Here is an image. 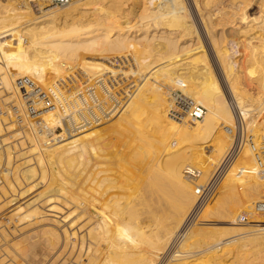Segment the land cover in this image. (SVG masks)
Segmentation results:
<instances>
[{
  "label": "bare ground",
  "instance_id": "6f19581e",
  "mask_svg": "<svg viewBox=\"0 0 264 264\" xmlns=\"http://www.w3.org/2000/svg\"><path fill=\"white\" fill-rule=\"evenodd\" d=\"M7 2L9 4L0 7V101L7 108L0 115V133L8 128L12 132L13 124L7 127L5 124L13 117L12 121L16 119L18 122L14 123L20 127L11 135L17 142L8 141L10 137L4 138L0 134V149L3 148L0 163L5 157L7 167L11 168L17 158L23 159L24 166L19 167L21 178L18 175L14 178L11 170L3 174L0 212L6 205L12 206L5 215L11 222L17 219L18 224L11 234L4 230L6 224V227L0 226L4 230L0 231V264H52L62 254L60 262L67 264L66 253H63L67 245L72 250L78 246L79 250L73 259L75 262L70 261L75 252L70 258L68 256L70 263L161 264L175 235L187 230L188 216L198 202L194 187L185 179L182 168L196 166L203 173L202 178H209L230 149L234 131L239 127L237 119L245 121L248 131L252 122L249 116L255 112L260 118L258 125L264 129V0L256 4L260 8L259 16L249 14L251 6L248 2L234 1V39L230 40L246 53L236 48L233 53L228 46H218L216 40L211 39L213 27L210 23L211 19L217 21L218 10L210 12L212 9L208 7L209 11L202 12L206 5L214 4L213 0L206 3L192 0L205 35L190 19L184 0H141V11L131 15L136 19L133 25L126 24L131 19L133 0H96L91 6L73 1L59 7L50 6L55 3L53 0L35 5H32L34 0ZM104 2L107 9L102 8ZM36 6L40 10L38 14L34 11ZM206 35L221 67L220 76L215 71L217 67H212L217 62L212 63L210 46L206 49V43H202V39L206 41ZM135 44L159 51L160 64L150 65L148 71L139 69L134 72L136 75L122 79L123 70L100 61L107 52L121 51L123 54L122 50ZM87 52H95L99 57L88 56ZM230 52L233 54L229 55ZM235 54L239 55L237 60ZM108 72L121 80L124 94L119 97L110 94L111 86L104 76ZM159 74L171 81L183 78V95L206 108L202 119L170 117L171 96L166 97L163 87L157 88L155 83L149 82ZM25 76L27 80L22 79ZM17 78L22 80L18 82ZM61 80H69L68 85L74 91L68 94L70 90L67 89L66 94L60 87L64 83L61 84ZM121 84L118 83V87ZM193 86H199V89L189 95ZM38 87L41 89L37 90ZM117 90L120 93L119 88ZM224 91L230 99L233 97L239 111L236 112L231 101L230 107ZM43 92L58 106L56 104L51 111L37 113L34 117L28 116V106L34 105L38 110L48 106L50 101L43 100ZM106 97L113 100L111 108L105 106ZM118 101L125 107L114 111L121 113L117 115L120 122L116 120L119 126L114 130L120 137L127 135L128 144L124 149L116 145L118 135L113 142V138L109 140L110 132L108 137L103 131L93 129L103 124L117 108ZM63 117L67 118L66 127ZM38 120L48 123L49 132L37 129ZM222 123L223 132L219 129ZM57 127L63 129L61 134L56 135ZM48 133L54 135L51 141ZM255 134L252 144L244 146L236 160V164L240 163L236 165L238 170H232L231 176L237 178L238 182L234 180V183H242L243 190H249L254 198L250 197V201L264 203V176L260 175L264 171V130ZM183 143H189L190 151L174 153ZM15 148L20 150L18 155H15ZM33 154H36L33 156L35 161L31 158ZM68 171L72 174L70 177ZM228 177L232 178L230 174ZM22 181L24 186L28 185L23 191L20 190ZM44 182L47 184L45 189L29 195L42 183L45 185ZM232 183L228 186L230 191L236 185ZM238 186L237 190H242ZM236 191L233 190L237 196ZM7 193L9 197L4 199ZM145 213L157 227V233L153 232L157 235L154 241L146 238V226L141 224V219L147 218ZM141 215L145 217L141 218ZM261 216L254 218L251 226H245L244 222L233 221L234 212H217L214 221L208 223L206 219L204 223L217 225L219 222L223 228L199 227L195 223L196 227L190 230L186 239L183 238L185 241L181 246L179 244L180 249L171 252L169 260L172 264H241L245 255L257 247L260 249L258 255H250L243 262L264 264V216ZM26 219L31 220L25 222ZM24 223L28 224L17 227ZM10 235L19 239L10 243L15 239L11 236L13 239L9 240ZM248 237H252L251 242L246 240L242 246L233 242L224 244ZM220 240L224 247L219 246L222 242L217 243ZM211 244L213 248L207 247ZM102 245L106 248L102 249ZM198 253L201 256L196 258ZM83 254L85 257L81 258Z\"/></svg>",
  "mask_w": 264,
  "mask_h": 264
},
{
  "label": "rangeland",
  "instance_id": "374dc122",
  "mask_svg": "<svg viewBox=\"0 0 264 264\" xmlns=\"http://www.w3.org/2000/svg\"><path fill=\"white\" fill-rule=\"evenodd\" d=\"M7 1H9V2H11L10 0H7ZM6 0L4 1V0H0V7L1 8H3L4 6H5V4H9L8 2H7ZM73 1L75 2V1H77V2H75V4L76 3H78L79 4V2L80 3H89V4H86V5H88V6H91V4L92 3H94V2H96V0L95 1H93L92 2V0H80L79 2H78V0H72L71 2L73 3ZM82 1V2H81ZM85 1V2H84ZM97 1H99V0H97ZM185 1V3H186V5H187V7H188V9H189V16H190V19L195 23V25L197 26L198 25V28L200 29V30H202L201 31V34L203 35H205V31H204V29H201L203 26H202V24L201 23H199V22H201V17H200V15L198 14V12L195 10V6L193 5V2H192V0H184ZM206 3L207 2V0H200V2L201 3H204V2ZM214 2V4H211V6H209V5H206L205 7H204V4H202L203 5V12L202 13H205V12H207V11H209L210 9H212V10H210V12H212V11H215V10H218V12H217V14H216V20L217 21H215V22H213V19H211V23H210V25H212V29H211V35L213 36H211V39L212 40H216V45H218V46H220L219 44H221L222 46L223 45H225V46H228L229 47V49L231 48V51H233V53H234V50H235V48L238 50V51H241L242 53H246V52H244L243 51V48L241 47V48H239V47H235L234 46V41L233 40H230V39H234V35H233V33H234V1L235 2H241V1H245V2H248V4H250V8H248V12H249V14L250 15H252L253 14V16H259V14H260V8L256 5V4H258L259 5V3L262 1V0H213ZM92 2V3H91ZM216 2V3H215ZM253 2V3H252ZM105 3V2H104ZM140 3H141V0H133V2H131V10L133 11L131 14H130V16L129 17H131V19L130 20H128V23H126V24H128V25H133L134 23H135V18H133L132 19V17L135 15V13H137V12H139V11H141V6H140ZM3 4V5H2ZM252 4H254V5H252ZM93 5V4H92ZM50 6H52V7H59V6H54V5H50ZM49 6V7H50ZM105 7V9H107V3H105V4H102V8H104ZM212 6H214V8H212ZM24 7V6H23ZM47 7V6H46ZM208 7H210V9L209 10H207L208 9ZM255 8V9H254ZM35 9V8H34ZM257 9V10H256ZM34 11H39V10H37V9H35ZM135 11V12H134ZM35 12V13H36ZM216 12V11H215ZM215 12H213V13H215ZM223 12V13H222ZM225 12V13H224ZM232 14H231V13ZM259 13V14H258ZM36 14H38V12L36 13ZM226 16H228V17H226ZM228 14V15H227ZM131 15H133V16H131ZM232 15H233V17H232ZM228 18V19H227ZM221 19V20H220ZM224 19H227L226 21L224 20ZM198 20V21H197ZM218 20H219V23H218ZM228 21V22H227ZM224 23V24H223ZM228 24V25H227ZM125 25V24H124ZM213 25H215V26H213ZM227 25V26H226ZM224 29V30H223ZM204 32V33H203ZM213 33V34H212ZM225 33H227L226 35H225ZM215 36V37H214ZM221 36V37H220ZM227 36V37H226ZM233 36V37H232ZM226 38V39H225ZM244 38H246V36H244ZM201 39H202V37H201ZM227 40V41H226ZM207 41V42H206ZM206 41H204L203 39H202V43H206V49H207V47L208 46H210V49H208L209 50V54H211L210 55V57H211V60L212 61H214V62H212V63H216L215 65L216 66H214L213 64V66L212 67H217V68H215V71H217L216 73H218L219 74V76L221 75V67L219 66V63H218V61H217V59L215 58V52L213 51V48H211V45H210V40L207 38V35H206ZM218 41V42H217ZM225 41V42H224ZM229 41H232V42H229ZM208 43V44H207ZM218 43V44H217ZM230 45H229V44ZM231 43H233V44H231ZM132 46V47H131ZM129 45L128 46V48H126V49H124V51L122 50V53L123 54H121L120 52H113V53H111V52H107L106 54H104L103 56V59H101L100 61H102L103 63H105V64H109L108 66H110L111 68H114V69H120V70H123V77H122V79H124L126 76H128V75H130V74H134V75H136L134 72H136L137 70L139 71V69H141V70H143V71H148L149 70V67H150V65H152V64H154V65H158V64H160V60H161V54H160V52L159 51H156L155 49H151V50H149V49H145L144 47L145 46H143L142 44L141 45ZM133 46H134V48H133ZM139 46V47H138ZM232 46V47H231ZM234 46V47H233ZM133 48V49H132ZM140 48H141V50H140ZM209 48V47H208ZM139 49V50H138ZM143 49H145V50H143ZM130 50V51H129ZM125 51H127V52H125ZM211 52V53H210ZM110 53V54H109ZM232 52H230L229 53V55H232L233 54ZM89 54V55H88ZM95 54V55H94ZM121 54V55H120ZM86 55H88V56H97V57H99V55H96V53L95 52H92V54H90V53H88L87 52V54ZM105 55H107V56H105ZM110 55V56H109ZM245 56H246V54H244ZM93 56V57H94ZM108 57V58H107ZM117 57V58H116ZM234 57H235V59L237 60L238 58H239V55H237V54H235L234 55ZM116 58V59H115ZM115 59V60H114ZM123 61H121V60ZM112 61H113V63H112ZM115 61V62H114ZM118 62H120V63H118ZM111 63H112V65H111ZM114 63H116V64H114ZM121 64H123L122 66H120ZM116 65H117V67H116ZM118 66H119V68H118ZM121 67H123L122 69H121ZM219 67V68H218ZM132 68V69H131ZM213 68V69H214ZM219 69H220V71H219ZM188 70V69H187ZM186 70V71H187ZM189 71V73H192V74H194V72L192 71V70H188ZM108 74H110V75H108ZM107 75V76H106ZM106 75H104L105 76V79L107 80L106 82L108 83V85H109V87H110V89H111V91H110V94H114L116 97H119V95H121V94H124V91H122V90H124V87H123V85L121 84V80L119 79V76L117 77V76H114V75H112V73L111 72H108V73H106ZM112 75V76H111ZM111 77V78H109V77ZM132 77H134V76H130V78H132ZM110 79V82H109V79ZM222 79H223V77H221ZM220 78V79H221ZM193 79H194V77H193ZM195 81L197 80V79H194ZM69 80H67V81H65L64 82V80H61V84L63 83V85H61L60 87H62V89L63 90H66V94H67V91L68 90H70V91H68V94H69V92L71 93L72 91H74V90H72L71 89V87H69V85H68V82ZM114 81V82H113ZM223 81V80H222ZM67 82V83H66ZM149 82H151V83H155V85L157 86V88L159 87H163V91L164 92H166V97H170L171 96V100H173L172 98H173V93L175 92V90L176 89H183L182 87V84H183V78H178V80L177 81H171V80H166L165 79V77L163 76V74L162 75H156L151 81H149ZM224 83H225V81H223ZM66 83V84H65ZM113 83H114V85L115 86H113ZM118 83H120L121 85H119V87H118ZM58 84H60L59 82H58ZM153 84L151 85V87H153ZM117 85V86H116ZM63 86H65V88L63 87ZM67 86V87H66ZM113 86V87H112ZM123 88H122V87ZM116 87H118L119 88V92L120 93H118V88H116ZM136 87V86H135ZM91 89L93 88V87H90ZM120 88H121V90H120ZM68 89V90H67ZM94 89V88H93ZM92 89V90H93ZM114 89V90H113ZM130 89H132V88H130ZM133 89H135L134 87H133ZM199 89V86H193L192 87V89L190 90V94L189 95H191V94H193L196 90H198ZM113 90V91H112ZM115 90H116V92H115ZM167 90V91H166ZM94 91V90H93ZM253 91V90H252ZM112 92V93H111ZM130 92V91H129ZM168 92V93H167ZM170 94V95H169ZM187 94V93H186ZM224 96H225V98L227 99V101L229 100V102H228V104L230 105V101H231V105H233L234 106V108L236 109V112H237V110L239 111V108H238V106H236V104L234 103V99H233V97L230 99V97H229V95H228V93L226 92V91H224ZM109 100V101H108ZM105 101L106 102H104L105 103V106L106 107H108V108H111L112 107V105H113V100H111L110 99V97H106V99H105ZM125 101V100H124ZM3 103L0 101V106L2 105ZM120 104V105H119ZM5 104H3L1 107H0V115H3V112H2V110H6L7 108L4 106ZM111 105V106H110ZM117 105V108H115V107H113V108H115L114 110H113V108L111 109V112H112V110H113V112L111 113V114H109L110 116H108V120L106 119L104 122H103V124H101V125H99V126H97V127H95V128H93L94 130H97V131H100V132H102V133H106L107 134V136L108 137H110L109 136V132H110V134L112 135L111 137H110V139L109 140H111L112 138V140H113V142L114 141H116V139H117V135H118V144H119V146H118V144H116L117 145V147H119V148H122V149H124V148H126V146H127V141H126V139L128 138V137H126L127 135L126 134H122L123 136H121L120 137V135L117 133V135H116V130H114V129H117L118 128V126H119V123L117 122V121H119L120 122V120H117L119 117V115L121 114V113H119V112H114V111H117V109L118 108H123V107H125L124 105V103L122 102V103H120L119 101H118V104H116ZM231 105H230V107H231ZM11 110V109H10ZM4 115H5V113H4ZM118 115V116H117ZM235 115V114H234ZM255 116H256V120H255ZM171 118H173L172 116H170ZM250 118H249V120L250 121H252L251 123H250V126H248V131L250 130V132H249V134H251V135H253V137L252 138H255V136H256V134L255 133H259V131H262V130H264L262 127H261V125L259 126L258 125V121L260 120V118L255 114V112H252V114L249 116ZM14 118V117H13ZM13 118H12V120H13ZM254 118V119H253ZM258 118H259V120H258ZM120 119V118H119ZM253 119V120H252ZM11 120V119H10ZM10 120H8V121H10ZM11 120V122L9 123V122H7L5 125H6V127L8 126V124H13V126H11L10 128L12 129V132H11V130L8 128L7 130L6 129H4L3 131H2V133H0L1 134V136L2 137H4V138H6V137H10V140L8 139V141H11L12 139L14 140V138H12V133H14L15 131H16V128L17 129H19V125H17L18 123V121L15 119L14 121H17V122H15L14 123V121H12ZM117 120V121H116ZM235 120V119H234ZM115 121H116V123H115ZM254 121V122H253ZM115 124H114V123ZM256 122H257V124H256ZM236 123V122H235ZM252 123H254V124H252ZM223 125H221L220 124V128L219 129H221V132H223V130L222 129H224V123H222ZM102 125H104V126H102ZM106 125V126H105ZM252 125V126H251ZM16 126V127H15ZM18 126V127H17ZM257 126V127H256ZM101 127V128H100ZM106 127V128H105ZM261 127V128H260ZM104 128V129H103ZM108 128V129H107ZM15 129V130H14ZM245 129H247V124H246V126H245ZM10 130V131H9ZM25 131V130H24ZM108 131V132H107ZM115 133H114V132ZM9 132H11V133H9ZM4 133V134H3ZM112 133H114V134H112ZM7 135V136H6ZM116 135V136H115ZM255 135V136H254ZM0 136V137H1ZM19 137V136H18ZM22 139H25V138H22ZM19 140H21V139H19ZM18 141V140H17ZM16 140H14L13 141V143L14 142H17ZM51 141V140H50ZM27 141L25 140V143H26ZM53 142V141H52ZM28 143H26V145H27ZM247 144V143H246ZM245 144V145H246ZM183 145V146H182ZM181 146H180V148L179 149H175L176 151L174 152V153H178L179 151H190V145H189V143H183ZM248 146L250 145L249 143L247 144ZM4 147H6L5 145H3ZM18 145H16V147H17ZM19 148V147H18ZM2 150H3V148H1ZM1 149H0V151H1ZM17 148H15V150H16ZM19 149H21V148H19ZM18 149V150H19ZM26 149H28V148H26ZM188 149V150H187ZM13 150H14V148H13ZM18 150H16L17 151V153L15 152V155H18L19 154V152H20V150H19V152H18ZM174 153H173V155H174ZM36 155V154H35ZM34 154L33 155H31L30 157L33 159L34 157L33 156H35ZM3 156H4V154H3ZM17 157V156H16ZM29 157V158H30ZM5 158V157H4ZM3 158V162L2 163H0V166L2 165V164H5V159ZM15 159H16V161H15ZM14 159V162L15 163H13L12 164V167H13V171H14V174H13V176H14V178L15 177H17V175L19 176V178H21V176L19 175L20 174V168H23V166H24V164L22 163V161H23V159H21V160H19V159H17V158H15ZM19 161V162H18ZM33 161H35V159H33ZM16 162H18V163H16ZM21 162V163H20ZM240 162V161H239ZM19 163H20V165H19ZM236 163H238L237 161H236ZM235 163V165H234V168L232 169L233 171H234V169H235V171H237L238 170V168L236 167V165H239V164H236ZM15 164V165H14ZM17 165H19V166H17ZM22 165V166H21ZM185 166V165H184ZM20 167V168H19ZM196 167V166H195ZM16 168L17 169H19L18 171L16 170ZM185 167H183L182 168V173H183V169H184ZM196 168H198V167H196ZM237 168V169H236ZM231 170V171H232ZM229 172L228 173V176H229V174H230V177H232V178H229L227 175L225 176V178L223 179V181L221 182V185L219 186V189H218V191H217V193H216V195L210 200V201H208L204 206H202L201 207V209H200V211H199V213L197 214V216L194 218V219H192V221L190 220L189 222H188V224L186 225V229L187 230H185V231H183V232H178L175 236L176 237H174V239H173V243L171 244L172 246H171V248H170V250H169V253H168V255L163 259V260H161V264H168V262H169V264H172L173 262L172 261H170L169 259H170V257H169V255L171 254V252H175L176 250H178V249H180V246L182 245V244H184V241H185V239H186V237L188 236V233L190 232V230H192L194 227H196L195 225L197 224V226H199V227H205V226H207V227H205V228H210L211 226H212V228H217L218 226H221L222 228H223V225H219V222L217 223V225H211V224H208V223H210V222H212V221H214V220H212V219H215L216 217H214V215H215V213H217V212H223V211H231V212H234V219H233V221L235 220V221H239L240 223H243V222H241L240 220H239V217L238 216H240V213L242 214V213H245V212H248V213H250V222H244L243 224L245 225V226H251L252 224V221H253V219L254 220H256L257 218H261L262 216V213L261 212H258L255 208H254V204H255V202L256 201H253L254 200V198H252V196H251V193L249 192V190H243V188L245 187V186H242V183H234V180L235 181H237V178L236 179H233L234 178V176H231L232 174V172ZM234 171V172H235ZM16 172V173H15ZM233 172V173H234ZM19 173V174H18ZM68 173H70V171H68L67 172V175H68ZM203 174V173H202ZM201 174V175H202ZM264 174V173H263ZM262 173H260V175L263 177L264 175H263ZM70 175H72L71 173L68 175V177H70ZM183 175H184V173H183ZM2 176H3V174H2ZM236 177H239V176H237V175H235ZM185 177V176H184ZM211 177V175L209 176V178ZM57 178H60V177H57ZM209 178H206V179H204V178H202V176L201 177H199V179H198V181H196V183H204V182H206ZM186 179V178H185ZM202 179V180H201ZM229 179H231V181L229 180ZM187 180V179H186ZM233 180V181H232ZM191 185H193L192 187H194V184L192 183V182H190L189 180H187ZM204 181V182H203ZM263 182H264V180H262ZM226 182H228L227 183V185L226 184H224V183H226ZM230 182V183H229ZM231 182H233L234 183V185H235V189L237 190V186L238 185H240V186H238V189H242V190H235L234 188H233V190L234 191H236L237 192V196H236V193H234L233 192V190L232 191H230L229 190V187L231 186ZM238 182V181H237ZM45 183V182H44ZM233 183H232V185H233ZM43 184V183H42ZM41 184V186L39 187V189L37 188L35 191H33L31 194H29L30 196H32V195H34V194H36L37 193V191L38 192H40V189H45L46 188V183H45V185L43 184L42 185ZM4 185V182L2 183V184H0V196H1V198H3L2 197V193H1V187ZM233 185V186H234ZM229 186V187H228ZM4 187H6V186H4ZM21 187H23V188H21ZM28 187V185L27 186H24V183H23V181H22V186L20 185V190L21 191H23V190H25L26 188ZM243 187V188H242ZM7 188V187H6ZM70 190H71V192H75V190L71 187V186H69L68 187ZM194 189V188H193ZM225 189H228V190H225ZM41 190V191H42ZM73 190V191H72ZM231 193H233V194H231ZM242 191L244 192V191H247L248 193H250V195L247 193V192H244V193H242ZM73 192V193H74ZM229 192V193H228ZM34 193V194H33ZM242 195V194H245V195H242L241 197H240V194ZM2 194V195H1ZM228 194V195H227ZM229 194H231V195H229ZM225 195V196H224ZM234 195V196H233ZM28 196V195H27ZM30 196H28V198L30 197ZM197 196V195H196ZM227 196V197H226ZM241 198L240 200H239V197ZM244 196V197H243ZM6 198H4V199H8L7 197H9V194L7 193V195L5 196ZM25 198H27L26 196H24ZM23 197V198H24ZM233 197V198H232ZM250 197L253 199L252 201H250L251 199H250ZM23 198H22V200H23ZM197 198H198V196H197ZM230 198V199H229ZM238 198V199H237ZM243 198V199H242ZM244 198H247V200H248V198H249V202L248 201H246V199L244 200ZM237 199V200H236ZM22 200L19 202V203H21L22 202ZM24 200H26V199H24ZM198 200V199H197ZM236 200V201H235ZM239 200V201H238ZM263 200V199H262ZM234 201V202H233ZM259 201V200H258ZM257 201V202H258ZM241 202V203H240ZM225 203V204H224ZM236 205H235V204ZM252 203V204H251ZM1 204H3V203H1ZM237 204H239V206L237 205ZM243 204V205H242ZM220 205V206H219ZM251 206H253V207H251ZM10 207L11 208H13L12 206H9V207H7V205L4 207V208H2V209H4L3 211H1L0 212V222H2V224H3V226H2V224L0 223V226L1 227H6L5 226V224L7 225V229L6 228H4V230H6V231H11V232H13V229L15 228V225H17L18 223L17 222H15V221H17V219L16 220H13L12 222L10 221L11 219H9V217H8V215L6 216L5 215V211L7 212L8 210H10ZM220 207V208H219ZM225 207V208H224ZM7 208V209H6ZM218 208V209H217ZM223 208V209H222ZM227 208V209H226ZM240 208V209H239ZM253 208H254V210H253ZM208 209H210V210H208ZM221 209V210H220ZM235 209V210H234ZM212 210V211H211ZM220 210V211H219ZM252 210L254 211L253 213H252ZM2 213H3V215H2ZM255 213V214H254ZM213 214V215H212ZM253 214H254V218H253ZM260 216H259V215ZM1 215H2V217H1ZM143 215H146V217L149 215L148 213H145V214H143ZM143 215H141V218H144L145 216H143ZM258 215V216H257ZM4 216V217H3ZM143 216V217H142ZM211 216V217H210ZM257 216V217H256ZM207 217V218H206ZM209 218V219H208ZM238 218V219H237ZM144 219H147V220H144ZM143 220H144V222H143V220L141 219V221H142V223L141 224H143V226H146L144 229H145V235H146V238L147 239H149V240H151V241H154V240H156L157 239V235H155V234H153V232L155 233H157V227L153 224V222H150V219L151 218H149V217H147V218H144ZM207 219V220H206ZM29 220H31V219H29ZM28 219H26L25 220V222H30ZM205 220H206V222L207 221H209L207 224H205L204 222H205ZM7 223H9V224H7ZM148 221V222H147ZM234 221V222H235ZM254 222V221H253ZM14 223V224H13ZM147 223V224H146ZM150 223V224H149ZM196 223V224H195ZM204 223V224H203ZM246 223V224H245ZM249 223V224H248ZM28 224V223H27ZM27 224H21V225H18L17 227L19 228H22V227H24L25 225H27ZM145 224V225H144ZM195 224V225H194ZM248 224V225H247ZM23 225V226H22ZM147 225H149V226H147ZM193 225V226H192ZM155 226V227H154ZM214 226V227H213ZM9 227V228H8ZM65 227H67V225H65ZM153 227V228H152ZM221 227H218L219 229L221 228ZM146 228H148V229H146ZM149 228H151L150 230H149ZM211 228V229H212ZM237 229V228H236ZM4 230H3V228H0V231H2V232H4ZM25 230V229H24ZM23 231V230H22ZM72 231V230H71ZM11 232L9 233V234H11ZM147 232H149L150 234H147ZM83 233H85V231H83ZM153 234V235H152ZM178 235H179V237H178ZM1 236V235H0ZM12 235H10L9 236V240L13 237H11ZM21 236H22V234H21ZM149 237V238H148ZM152 237V238H151ZM13 238H15L13 241H9L10 243H13V242H15L17 239H19V237L17 236V238L16 237H13ZM12 238V239H13ZM183 238H185V239H183ZM11 239V240H12ZM224 239H226V238H224ZM251 239H252V237H250V239H249V237L248 238H244V239H241L240 241H236V240H234V241H229V242H225L224 244L225 245H228V244H226V243H229V244H231L232 242L234 243V245H239V246H242L243 244H245L246 243V240L247 241H249V243L251 242ZM70 240L71 241H73L74 240V238H70ZM177 240V241H176ZM183 240V241H182ZM3 241V240H2ZM218 241V240H217ZM216 241V242H217ZM222 241H223V239H222ZM221 240L219 241V242H217V243H220V242H222ZM241 241H244V243L242 242L241 243ZM179 242V243H178ZM183 242V243H182ZM235 242H237L236 244H235ZM238 242H240V243H238ZM10 243H8V244H10ZM181 243V244H180ZM232 243V244H233ZM248 242H247V244H249ZM173 244H175V245H173ZM179 244H180V246H179ZM223 244V242L219 245V246H221V247H224L225 245ZM241 244V245H240ZM252 244V243H251ZM102 247V249H104V248H106V246L105 245H102L101 246ZM178 247V248H177ZM207 247H209V248H213V246H212V244H211V247L210 246H207ZM207 247H205L204 249H208ZM259 248V247H258ZM261 248V247H260ZM65 249V248H64ZM66 250V251H65ZM64 251H63V253L65 254V256H66V262H67V264H75V263H70V261L71 262H75L73 259L74 258H76V254L79 252V250H78V246H76L75 247V249H71V246L70 245H67L66 246V249H65ZM76 250V251H75ZM210 250V249H209ZM209 250H206L205 252L206 253H208L209 252ZM252 250H254V251H252V253H248L249 255L248 256H246L245 255V257L246 258H244L243 260H245V259H247V257H249L250 255H253L254 257L255 256H257L258 254H257V252L260 250V249H257V247H256V249H252ZM72 252H75L74 254H73V256L71 257L70 255L72 254ZM79 254V253H78ZM76 255V256H75ZM63 256V254L60 256V257H58L59 258V260H58V258L56 259V260H58L59 262H57L56 263V260L53 262V263H55V264H59V263H61L60 262V258ZM68 256H69V258L71 257L72 259L70 260L69 258H68ZM199 256H201L200 255V253H198V255H196L195 257L196 258H198ZM85 257V255L83 254V256L81 257V258H84ZM68 258V259H67ZM53 260H54V258H52ZM51 259V261H53ZM68 260H70V261H68ZM83 260V259H82ZM166 260V261H165ZM243 260H241V264H246V262H243ZM168 261V262H167ZM245 261H247V260H245ZM65 262V263H66ZM167 262V263H166ZM240 262V261H239ZM243 262V263H242ZM45 263V262H44ZM52 263V264H53ZM248 264H249V262H247ZM46 264V263H45ZM62 264V263H61ZM240 264V263H239Z\"/></svg>",
  "mask_w": 264,
  "mask_h": 264
},
{
  "label": "built area",
  "instance_id": "2783aa9c",
  "mask_svg": "<svg viewBox=\"0 0 264 264\" xmlns=\"http://www.w3.org/2000/svg\"><path fill=\"white\" fill-rule=\"evenodd\" d=\"M53 1H55V3L53 4L54 6H62L64 4L71 2L72 0H53ZM42 2H44V0H34L32 5L33 4L35 5V3L39 4ZM37 7L38 6H36L35 9H37ZM27 78H28L27 76L22 77V79L24 80H27ZM22 79L17 78V81L19 82ZM23 88L24 87H20V89H23ZM40 89H41L40 87L37 88V90H40ZM45 95L46 94L43 92L42 94L43 100L45 102L50 101L48 106L43 109L38 110L36 106L28 103L29 105H31L27 107L28 116L34 117L36 116L37 113L51 111L53 108H55L56 104L58 106L57 102L54 104L51 103L50 96H45ZM172 99H173L172 100L173 109L170 112V116H172L173 118L175 117L176 119H179V120L184 119V118L196 120V119H202L204 114L206 113V108L204 106L199 105L197 103H193L191 100L186 98L183 95V92L181 89L175 90V92L173 93ZM62 119L66 127L68 125L67 118L63 117ZM236 121L239 127L237 130L234 131V139L232 141L230 149L228 150L221 165L217 167L215 172L211 175V177L206 182L196 183V181H198L199 177H201V174H202L199 168H196L194 166H186L183 169L185 178L194 184L195 194L198 196L197 205L191 211L190 215L188 216L187 224L190 220L192 221V219H194L197 216L201 207L204 206L208 201H210L216 195L219 189V186L221 185V182L223 181L225 176L234 168L236 160L238 159L241 152L243 151L245 144L246 143L252 144L253 136L249 134L248 131L245 129V126H246L245 121H242L241 119H237ZM36 127L40 132H43V133L49 132L50 130V128L48 127V123L45 120H38V122L36 123ZM56 130H58L57 131L58 133H56V135L61 134V132L63 131L61 127L60 128L57 127ZM47 137L48 139L51 140L54 137V135L48 133ZM52 141H55V140H52ZM254 144L255 143H253V145ZM7 170L8 171L11 170V172H14L13 167L11 168L7 167L6 163L0 166V184H2L4 180L2 174H4L5 171ZM261 173L263 174L264 171H262ZM254 207L258 212H261L262 215L264 216V203H261L260 201H258L254 204ZM239 220L241 222H250V213L248 212L242 213L239 216ZM20 260L23 261L22 259Z\"/></svg>",
  "mask_w": 264,
  "mask_h": 264
}]
</instances>
